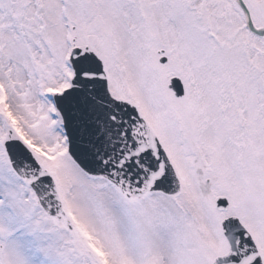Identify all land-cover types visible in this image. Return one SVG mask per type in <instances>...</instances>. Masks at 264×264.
<instances>
[{
  "label": "snow or ice",
  "instance_id": "6c2138e0",
  "mask_svg": "<svg viewBox=\"0 0 264 264\" xmlns=\"http://www.w3.org/2000/svg\"><path fill=\"white\" fill-rule=\"evenodd\" d=\"M0 264H264V0H0Z\"/></svg>",
  "mask_w": 264,
  "mask_h": 264
}]
</instances>
